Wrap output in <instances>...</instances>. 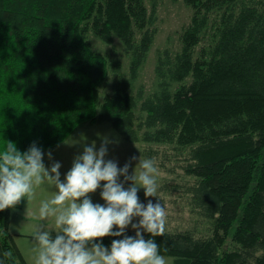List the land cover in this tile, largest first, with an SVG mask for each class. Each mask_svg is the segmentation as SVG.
Instances as JSON below:
<instances>
[{"label":"trees","instance_id":"16d2710c","mask_svg":"<svg viewBox=\"0 0 264 264\" xmlns=\"http://www.w3.org/2000/svg\"><path fill=\"white\" fill-rule=\"evenodd\" d=\"M183 1L192 14L181 48L158 55L157 89L146 95L134 83L158 32L157 0H0V150L11 141L43 151L81 123L109 122L148 144L143 158L163 174L178 176L173 161L183 171L182 181H162L160 200L183 196L213 223L204 237L166 229L154 238L161 255L174 264H264V0ZM91 33L120 40L127 75ZM110 65L117 78L102 98ZM153 143L168 147L159 154ZM9 222L10 209L0 212V264H26ZM122 238L96 242L110 248Z\"/></svg>","mask_w":264,"mask_h":264},{"label":"clouds","instance_id":"9594fccd","mask_svg":"<svg viewBox=\"0 0 264 264\" xmlns=\"http://www.w3.org/2000/svg\"><path fill=\"white\" fill-rule=\"evenodd\" d=\"M108 143L105 139L98 150L95 142L84 146L63 181L61 164L53 162L46 167L44 152L36 143L21 152L14 142L7 141L0 150V212L14 209L22 201L30 204L36 189L45 182L56 190L38 208L40 220L51 219L53 225L51 231L41 226L32 233L34 264H166L154 239L165 234L167 218L157 196L155 160L139 157L129 174L131 161L137 157L120 168L114 160L106 159ZM47 155L51 160L52 153ZM98 189L103 205L93 203L90 197ZM140 189L146 199L157 197V201L141 203ZM136 218L138 222L133 223ZM129 225L134 236L125 235ZM145 233L151 238L145 239ZM109 236L123 238L113 239L110 248L96 242ZM4 256L11 259L13 253L9 250Z\"/></svg>","mask_w":264,"mask_h":264},{"label":"rangeland","instance_id":"374dc122","mask_svg":"<svg viewBox=\"0 0 264 264\" xmlns=\"http://www.w3.org/2000/svg\"><path fill=\"white\" fill-rule=\"evenodd\" d=\"M158 1V13L156 26L158 32L155 37V41L149 51L148 59L143 65L138 80L134 83V92L137 91L139 86L143 85L146 95L153 93L157 89V77L155 74V66L157 63L158 55L165 49H169L173 54L178 52L181 48L180 43V33L185 25L190 21L192 14L191 8L185 4L183 0H157ZM147 5H151V0H146ZM90 38L94 44L96 50L102 53L108 54L113 58L121 59V73L127 75L128 72V56L124 52V48L119 39H115V42L111 45L104 43L99 37L90 34ZM117 78V72L114 70L113 66H109V77L108 82L101 90V97L103 98L106 93L111 92V86L113 81ZM107 139L109 141L108 155L106 159H112L117 163V166L122 168L125 163L131 160V157H137L136 160L131 161V167L129 168V174L132 173L136 164L139 162V157L143 158V148L148 146L144 142H129L122 134H120L109 122L102 123H81L71 135H69L63 142L49 149L43 150L44 152V164L46 167H50L53 162H59L62 166L61 177H64L72 167L74 158L81 154L84 146H91L95 142L96 150L99 149L100 145ZM155 150L164 152V149L168 146L156 144H151ZM52 153V159L49 160L48 152ZM170 151V150H168ZM175 167L177 175L163 174L161 169H158L157 173V185L162 183L163 180L173 181L175 177L182 181L186 179L184 173L177 166V162L167 163V167ZM123 180V177L120 178ZM62 180V181H63ZM128 186H125L127 188ZM53 188V187H52ZM51 190V188H50ZM100 189L95 193L90 194L93 203L102 204L101 200H98ZM159 193V191L157 192ZM165 198L161 200V203L165 206L167 212L166 218V229L174 231H191L196 236H211L213 230V223L211 220L203 218L198 213L191 212V207L186 203L185 198L179 197L177 194L175 196H169L161 193ZM138 196L140 202L147 204L148 199L155 202V197H144V190L140 189L138 191ZM171 198H176V201L171 200ZM38 205V204H36ZM26 207L27 210L32 208V202L27 205L22 201L14 209L16 210L20 207ZM35 208V207H34ZM24 210V209H23ZM26 211V210H24ZM17 212V211H16ZM39 221V220H37ZM138 222V218L133 220V223ZM128 228H131L129 225ZM25 231L32 232V223L25 226ZM127 230V229H126ZM131 230H133L131 228ZM166 264H173V257L165 256Z\"/></svg>","mask_w":264,"mask_h":264},{"label":"crops","instance_id":"0c3cea01","mask_svg":"<svg viewBox=\"0 0 264 264\" xmlns=\"http://www.w3.org/2000/svg\"><path fill=\"white\" fill-rule=\"evenodd\" d=\"M51 167V166H50ZM49 167V168H50ZM62 168V166H61ZM61 168L59 171H61ZM63 178L61 177V181ZM103 184V182H102ZM125 186H129L128 183ZM53 187V188H52ZM160 187V185H159ZM51 188V190H50ZM55 188L52 185H49L47 182L41 185L39 188L36 189L35 198L32 201V208L27 210L26 207L22 206L16 210H10V222H9V230L13 236V241L19 251L21 252L23 258L25 259L26 264H34V253L32 249L34 248V241L32 239V233L37 230V228L43 226L45 230H52L53 221L51 219L41 221L38 216V208L40 202L45 199L51 198L52 195L55 194ZM159 191V188H158ZM157 191V192H158ZM99 197L98 200H101L102 205L104 201L101 199L100 192L98 193ZM26 204V201H23ZM38 204V205H36ZM35 207V208H34ZM26 211H24V210ZM17 211V212H16ZM39 220V221H37ZM33 225V231L27 232L25 231V226L31 224ZM116 229V228H114ZM127 231H134L131 228H127ZM135 232V231H134ZM55 236V233H52ZM165 257V255H163ZM166 260V257H165ZM173 264L174 260L172 259Z\"/></svg>","mask_w":264,"mask_h":264}]
</instances>
